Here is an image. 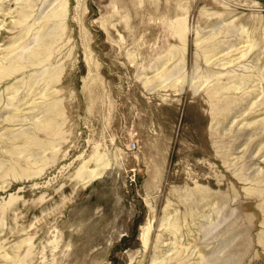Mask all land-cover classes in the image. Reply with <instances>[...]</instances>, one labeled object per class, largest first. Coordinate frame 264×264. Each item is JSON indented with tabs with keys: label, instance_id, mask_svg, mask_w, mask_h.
Returning <instances> with one entry per match:
<instances>
[{
	"label": "rangeland",
	"instance_id": "rangeland-1",
	"mask_svg": "<svg viewBox=\"0 0 264 264\" xmlns=\"http://www.w3.org/2000/svg\"><path fill=\"white\" fill-rule=\"evenodd\" d=\"M0 264H264V0H0Z\"/></svg>",
	"mask_w": 264,
	"mask_h": 264
}]
</instances>
